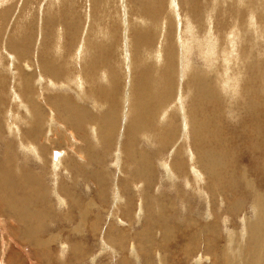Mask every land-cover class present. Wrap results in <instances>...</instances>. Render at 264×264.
I'll list each match as a JSON object with an SVG mask.
<instances>
[{
    "label": "rangeland",
    "instance_id": "rangeland-1",
    "mask_svg": "<svg viewBox=\"0 0 264 264\" xmlns=\"http://www.w3.org/2000/svg\"><path fill=\"white\" fill-rule=\"evenodd\" d=\"M64 1L65 0H6L0 6V69H4L1 72V75L4 76L1 81L5 83L3 84L0 81V86L3 85L2 87L4 88L3 90L0 89V130L2 128L0 131V169L2 170H0V176H5L6 179V197L4 198L7 201L16 199L14 198L16 196L22 197L23 194L28 197L26 200H23L26 204L29 203L28 206L25 205V207H27L25 213L29 216V219L32 218V221H30L33 225L32 228L37 230H35L36 232L33 230L34 235L38 239L42 238L41 240L43 241H41V245L42 243L45 244V240L49 237L47 235H50L47 230L50 226L47 225H51L53 220L61 222L62 220H60V218L63 219L62 222H64L65 230H68L69 233L72 232L70 234H73V239H71V235L69 236L70 239H68L65 234L63 235L65 239L63 237L61 238L63 239L62 241L65 240V242H67V245L70 248V250L64 254V256L67 254L65 257L57 256L58 243L56 242L58 239H54L53 243L51 242L53 240L50 237L51 244L48 239L46 242L47 246L46 244H43V248L42 246L40 248L36 247L44 254L36 252L33 255L26 256L24 251L20 248H16L13 243L15 241L14 239L8 241V234L11 236L13 232L9 220L14 218L15 214V211L10 209L11 203H9V206L4 207V209L0 207V220H2V223L0 224V261H6L9 256H12L14 259L10 264H29L28 261L32 259L35 262L37 261V264H54L55 260L58 261L59 259L60 261L55 264H74V262L75 264H92L91 258L93 259V257L98 256L94 264H264V225L262 224L264 223V215L262 212L263 206L262 204L260 205L261 201H258L255 205V197H253L257 190L260 195L264 196L263 145L262 142L255 141L254 135L251 139L250 135L245 134L248 136V142H245L241 139L239 134L244 126L247 131H251V121L248 119L250 118L249 116L253 117L256 115L255 101L251 95H248L244 91L245 83L247 80L252 82L253 75H256L254 88L257 90V94H260V96L264 98V78L261 80L260 77L258 78V75L264 72V67H262L264 66V0H238L239 3L237 0H146V3L148 4L156 2L158 14H155L153 18L145 20L144 25L138 21V15L140 13V11H138V3H134L132 0H100L99 3H101V5L97 4L98 6L93 5V0ZM240 1H242L241 4ZM211 2L213 4H211ZM223 2L226 3L224 4ZM173 3L175 4L174 6H172ZM192 3H195L198 6V10H200L198 14L201 17L198 16L197 18V16H194L192 13L189 14L190 9L188 7L189 4L192 5ZM122 5H126L124 6L126 8L124 9ZM102 10L105 11L103 12ZM250 11L254 16H252L253 14ZM208 12H210V14ZM208 14L212 18L208 16ZM122 16L124 17L122 18ZM187 18L190 22L188 26L185 25L188 24V21L184 20ZM205 18L210 19V22ZM235 22L237 25H235ZM190 25L194 26V30L192 27H189ZM178 26H180V28ZM234 26L236 28H234ZM184 28L189 29V31L186 33L187 29ZM190 29L194 31V36L196 35L195 37L191 35L193 32H191ZM236 29H238V31ZM73 30L74 32L77 30L74 40L72 37ZM142 30L151 32L147 44H142L139 51H136L133 46L131 47L130 45V48H128V42H126L127 34L129 33L128 40L130 44H132L131 40L133 34L136 31L139 33ZM199 30L200 32H198ZM20 31L21 33L19 36ZM64 32H67L66 35ZM110 33H113L114 35L113 40ZM208 33L209 35L212 33L213 37L215 35L214 38L211 35L210 39L213 38L212 41L213 43L215 42V46L212 42L211 43L213 47H215L216 55L214 51L211 55L207 52L204 53L205 50L197 45V42L200 43L203 42L204 39L206 40V37L209 38ZM228 33L231 36L233 35L232 38ZM29 34H31L32 37L31 35L29 36ZM62 34H64V37L62 38V45H64V48H66L65 44L71 43V40L75 48L79 45L82 48L83 43L87 40V57L85 60L81 61L84 66L80 63L79 65L81 66H78L81 68L77 67L80 69V72H78V69L73 70L74 63L72 62V59H67L66 61L63 59V61L62 58L57 56L58 54H54L53 57H55L54 59L57 58L56 64H61L62 62L60 65L61 67L64 65L63 68L68 70L71 69L72 71H76L74 73H79L81 76L83 75V80L85 83L87 82L85 84V87H87V89L85 88V92L89 89L95 90V88L96 91H100L101 94L99 93V96L90 93L94 100L98 99L97 102L95 100V108L88 103L89 100H86L84 96H80L81 100L78 101L71 89H61L64 83H58V87L56 86L55 88L50 87V91L49 89L45 91L44 88V91H42L41 77H35L38 75V72L42 73L40 69L36 72L33 71L34 74L31 77L33 82L30 84L31 90L28 89L27 95L29 98L30 96L31 98H37L36 96L32 97L33 93L31 92H35V90L37 92H45L43 94L48 97L49 103L45 101L42 102V98L41 100H38L37 98V100L38 103L41 102L42 111L47 118L48 112L51 111L54 106L57 107V105L53 106V104V107L49 106V104L51 105V103H53L51 102V99H53L54 95H62L61 93L64 92L68 93L69 97H72L73 100L75 99L77 103H81L89 109L91 108L90 110H92V113L94 112L95 115L97 114L95 119L98 120L97 117H101L106 111L112 110L109 108L110 104L107 97V100H103L106 90L110 89L107 93L108 97L110 94L113 97L110 96L111 98L109 99L114 98L118 100L117 103L111 102L116 105L115 111H112L115 126L112 123L113 121H110L114 126V133L112 138H110L108 142L106 141L107 144H105V140L103 143L101 138L99 137V139L97 137L100 143L95 145V140L93 141L91 138L92 131H90V128L93 127V125L97 126L98 136H102V132H104V130L101 131L100 125L102 126V124L97 121L95 123L85 121V124L82 125L83 127L77 129L73 122L69 123L62 118H60L61 121L58 124H56L57 121L54 123L52 119H49L50 121L47 119H41L42 123L41 125L39 124V129H35V127H38V125L35 124L34 131H32V133L34 132V141H26V135L24 136L23 134L29 126L25 123L27 120L24 117L25 113H23L25 110H22V108H19L20 110L16 108L17 105L11 100V95H9L11 88L10 85L12 86V83H8L10 82L7 78L9 71L6 70L7 64L10 62L9 56L13 55L18 58V66H21V62L26 65L29 63L33 70L35 69V66H32V64L35 60L31 58L32 52H37L40 48L44 49L45 46L41 43L43 40H45V43L47 42L52 45V50H56L54 47L58 44L56 39ZM27 35L30 37V41L24 42V38ZM225 35H229L228 38H230L224 39V37H226ZM18 36L22 38L21 42L17 41L19 38ZM40 38H42V40H40ZM190 38L193 40H188ZM195 40L196 42H193ZM242 40L243 42H240ZM82 41L83 43L80 44ZM185 41L187 44L190 42V45L188 44L190 46V51L188 50V53H193H190V55L187 53V58L182 61L183 57H181L180 45ZM19 43L21 46L18 45ZM69 44L67 45V48ZM170 44H174V54L176 55L174 58L177 61L175 63L177 66H175L173 72V91H171L170 98L168 97L166 101L160 104V107L164 106L165 109L162 107L161 109L165 111L163 112L161 109H159L160 111L155 110L151 115L145 116V119L136 122L135 117L137 113L134 116L133 112L136 111L137 108L140 110L142 109V104L140 102L141 97H137V93H133L132 88L129 90V83H134V79H136L138 72H141L145 68L146 70L151 71L153 84V79L158 76L156 74H158L164 63L166 50L169 51L166 46H170ZM232 44L233 47H231ZM194 45L202 50H199L198 48L195 49L196 47ZM234 46H236L235 48L237 50L234 49ZM96 47L97 52L98 48H100L101 51H104L105 49V53H107L106 56H108L107 58L105 56L103 58L104 63L99 62V65L98 62L89 59L90 56L95 54ZM239 47H242V49L240 50ZM244 47L246 49H244ZM156 48L160 49L158 58L163 56L160 60L155 57L157 51ZM230 48H233V50L231 51ZM229 51H231V53ZM122 52L125 53V56ZM108 54H112L110 55L111 58ZM226 54L229 55L227 56ZM134 56H137L138 58L141 56L143 59V66L141 69H138V66H135L136 64L133 63ZM179 58L182 60L180 59L179 61ZM130 59L133 67L132 69L130 64H128ZM227 60L229 61L227 62ZM134 61L137 60L134 59ZM63 62H66L67 67ZM67 62L69 65H67ZM93 64L96 65V69ZM85 65H88L89 67ZM107 66L114 69V71L110 70L107 72V76H110L111 73L116 76V86L110 85V82H108L107 79H105V81L99 79L98 81L97 74L99 73L98 76L100 77V74L107 68ZM89 68L91 71H89ZM86 70L89 72L87 71V73ZM93 70H95V72H93ZM82 71L86 74H83L84 72ZM90 72H92L91 75L89 74ZM93 73H96V75H93ZM66 74H68V72L63 70L61 77L55 79V81L62 80L64 82L68 77L65 76ZM195 74L205 80L212 95L218 101L216 102V122H210L206 128H198L193 125L194 118H201L197 113V108L194 104V90L189 82ZM227 74L228 76H226ZM92 75L96 77H93ZM224 76L229 79L228 81H231L227 83V79ZM235 77L238 79L235 80ZM89 79H91V83ZM110 79H112L111 76ZM236 81L238 82L236 83ZM223 82L225 83L222 87ZM88 83L90 84L89 86L87 85ZM93 83L95 84L93 85ZM91 85L97 87H92ZM225 87L226 90L224 89ZM128 90L131 92L129 101L130 105L135 103L132 112L130 109L125 110V96L128 93ZM29 91H31L30 93L32 95L29 94ZM96 94L98 93L96 92ZM95 96L97 98H95ZM180 99L182 101H180ZM104 101L108 102L106 103ZM213 101L215 100L213 99L212 102ZM212 102L211 105L213 104ZM12 106L16 107L12 108ZM149 107L152 106L149 105ZM53 109L55 110V107ZM8 110H10V112H8ZM16 112H19L22 118L18 117V119H15L16 116L14 115ZM131 113L132 115H130ZM162 114L163 116H161ZM55 115L58 118L57 113ZM2 119H4V121ZM7 119L10 121L14 119L12 120L13 124L19 129L17 133L7 134V128V132L4 130ZM148 119H150V121ZM88 120L91 121L90 119ZM216 123L218 124L219 136L222 138V134L227 140L224 139L222 142L218 140V143L216 142L220 162L209 168L207 166L206 156L202 155L198 149L195 148L193 138L196 134L199 136L206 134V136L209 137L210 132L214 130ZM103 125L105 126V124ZM260 125H263V123L261 122ZM107 128L104 129L107 131ZM138 129L140 134L137 132ZM108 131L111 133L110 129ZM86 132H88V135H86ZM134 133L136 137L134 136ZM158 133L160 135H158ZM255 135L257 136V134ZM229 138H231V140H229ZM21 141L26 145L30 144L38 149V155L41 160L40 162H36V159H34L32 155L26 154L22 148H19L21 146L20 144L18 145V143ZM40 142L42 144H40ZM101 143L105 144L103 145L104 149L102 148ZM127 145L131 146L130 153H133L132 155L134 156V159H129L127 156L124 158V155L127 153L126 148L129 147ZM219 148H221V151L225 150V152L220 153L221 151ZM59 156H63L61 158L62 167L59 168L61 171L58 170L59 173L55 177V181H57L55 187L57 186L58 188L59 186L58 193L61 197L64 196V204L62 206L58 204L50 193L51 188L54 187V183L52 184L54 176H51L53 175L52 164L53 160ZM214 161L215 160H213L212 163ZM65 168H68V170H65ZM218 173H220L219 176L217 175ZM222 173L224 175H222ZM22 174H26V177ZM27 176L33 178V181ZM13 177L16 181L18 179L20 181H17L16 183ZM22 178H25V180L28 179L29 182H26L25 180L23 181ZM124 185L127 187V190ZM64 186L69 193V197L71 196V198H74V200L78 202V206H76L78 209H70L74 205L71 204V198L68 196V198L65 197L66 189L63 188ZM119 189H121V192L118 193L125 194L122 195L124 201L121 200L120 206H116L112 199V195H114L116 190ZM128 189L130 192H128ZM123 190L126 192H123ZM12 191L16 196L11 195V197H8L10 196L9 193L12 194ZM145 192L150 199L144 201V205L141 206V201L145 199ZM37 193H40L41 195L45 194V196L41 197L39 194V199ZM132 193L133 197H126L128 194ZM18 197L17 200H19ZM130 197L133 198V201L129 199V201L132 202V206L130 205L132 209H130V207H127L128 209H126L124 206L125 201ZM83 203L85 205L88 204L85 206ZM17 205L21 207L22 204L18 203ZM140 206L142 211L140 217H138L137 212L138 207ZM85 208L86 210L84 211ZM125 209L126 212L124 211ZM43 213L46 214V217H42ZM66 214H71L70 219L67 220V218H63V215ZM82 218H84V220H82ZM81 220L84 222H81ZM14 222H16V220ZM43 222L46 226L43 225ZM2 226L4 227L3 229L5 232L3 231ZM17 226L19 228L21 227L20 224L16 225V227ZM76 226L78 228L73 229ZM39 229H46V232L42 231L43 234ZM51 230L53 231V228ZM74 230L76 231L74 232ZM255 230L257 233L261 231V234H259L260 236L258 235L260 239H258L259 237L257 236L258 238H256V241L260 240L262 248L258 249L259 251L257 250V252L256 249H253L254 251L252 250V252L255 254H253L254 257H252L251 252L249 253V247L255 240ZM41 234L43 235L41 236ZM19 235H22L21 232ZM151 238L152 241L150 244L149 240ZM17 241L20 242L19 239H17L16 242ZM75 243L77 245L74 253L73 246ZM104 245L107 250L102 253V246L104 247ZM131 246L135 250V256L131 254ZM23 247H27L26 251L29 253L33 251L31 242H25ZM112 250L117 254L113 255L111 252ZM55 252H57V254ZM68 255L71 258H68ZM202 255L204 258L201 257ZM52 258H55L54 261ZM57 258L59 259L57 260ZM196 258H199V260ZM65 260H68V262H64Z\"/></svg>",
    "mask_w": 264,
    "mask_h": 264
},
{
    "label": "bare ground",
    "instance_id": "bare-ground-1",
    "mask_svg": "<svg viewBox=\"0 0 264 264\" xmlns=\"http://www.w3.org/2000/svg\"><path fill=\"white\" fill-rule=\"evenodd\" d=\"M6 0H1L0 1V6L5 2ZM57 1V0H56ZM65 1H69V0H65ZM64 1V2H65ZM99 1L100 0H93V5H97V4H100L101 5V3H99ZM132 1H134V3L135 2H137L138 3V8H139V10L138 11H140V13H139V15H138V17H139V19H138V21H140V23L142 24V25H144L145 24V20H147V19H149V18H153L154 16H155V14H158L157 13V7H156V2H151L150 4H148V3H146V0H132ZM173 1V0H172ZM171 1V2H172ZM215 1V0H214ZM217 1V0H216ZM223 1V0H222ZM226 1V0H225ZM230 1V0H229ZM234 1V0H233ZM238 1V0H237ZM55 2V1H54ZM107 2V1H106ZM175 2V1H174ZM189 2V1H188ZM177 3V2H176ZM191 3V2H190ZM224 3V2H223ZM226 3V2H225ZM224 3V4H225ZM238 3H239V1H238ZM242 3V1H240V4ZM259 3V2H258ZM44 4V3H43ZM107 4V3H106ZM211 4H213L212 2H211ZM217 4V3H216ZM104 5H105V2H104ZM175 4L173 3V5L172 6H174ZM186 5V4H185ZM188 5V4H187ZM239 5V4H238ZM98 6V5H97ZM109 6V5H108ZM124 6H126V5H124ZM123 5H122V7H124ZM209 6V5H208ZM213 6V5H212ZM217 6V5H216ZM106 7V6H105ZM171 7V6H170ZM224 7V6H223ZM126 7H124V9H125ZM175 8V7H174ZM177 8H178V6H177ZM190 10H189V14H193L194 16H197V18H198V16H200L198 13L200 12V10H198V6L195 4V3H192V5H190L189 4V7H188ZM124 9H122V10H124ZM99 10V9H98ZM211 10H212V8H211ZM210 10V11H211ZM214 10V9H213ZM47 11V10H46ZM103 11V10H102ZM105 11V10H104ZM103 11V12H104ZM173 11H175V10H173ZM213 12V11H212ZM251 12V11H250ZM262 12V11H261ZM44 13V12H43ZM205 13V12H204ZM209 14H210V12H208ZM252 13V12H251ZM260 13V12H259ZM125 14V13H124ZM123 14V15H124ZM175 14V13H174ZM208 14V16H210ZM253 14V13H252ZM89 15V14H88ZM92 15H93V13H92ZM91 15V16H92ZM107 15H108V13H107ZM126 15V14H125ZM124 15V16H125ZM218 15V14H217ZM124 16H122V18L124 17ZM252 16H254V14L252 15ZM126 17V16H125ZM201 17V16H200ZM204 17H206V16H204ZM211 17V16H210ZM238 17V16H237ZM177 18V17H176ZM182 18H184V17H182ZM212 18V17H211ZM178 19V18H177ZM200 19V18H199ZM206 19V18H205ZM219 19V18H218ZM238 19V18H237ZM236 19V20H237ZM179 20V19H178ZM184 20H187L188 21V24H185L186 26H188L189 25V20H188V18L187 19H184ZM206 20H210V19H206ZM212 20V19H211ZM235 20V21H236ZM176 21V20H175ZM180 21V20H179ZM178 21V22H179ZM200 21V20H199ZM204 21V20H203ZM214 21V20H213ZM229 21H230V19H229ZM186 22V21H185ZM210 22V21H209ZM212 22V21H211ZM219 22V21H218ZM201 23V22H200ZM206 23V22H205ZM204 23V24H205ZM232 23V22H231ZM125 24V23H124ZM181 24V23H180ZM250 24V23H249ZM19 25V24H18ZM179 25V24H178ZM208 25V24H207ZM221 25V24H220ZM224 25V24H223ZM235 25H237L236 24V22H235ZM162 26V25H161ZM164 26V25H163ZM201 26V25H200ZM16 27H18V26H16ZM59 27V26H58ZM126 27V26H125ZM124 27V28H125ZM147 27V26H146ZM179 28H180V26H178ZM185 27V26H184ZM189 27H192V29H193V27L194 26H189ZM189 27H187V28H189ZM212 27V26H211ZM216 27V26H215ZM253 27L255 28V26L253 25ZM67 28H68V26H67ZM163 28V27H162ZM177 28V27H176ZM187 28H184V29H187ZM205 28V27H204ZM204 28H202V29H204ZM208 28H209V26H208ZM234 28H236L235 26H234ZM250 28H252V27H250ZM253 28V29H254ZM72 29V28H71ZM183 29V30H184ZM201 29V28H200ZM210 29V28H209ZM209 29H207V30H209ZM248 29V28H247ZM259 29V28H258ZM257 29V30H258ZM263 29H264V27H263ZM179 30V29H178ZM194 30V29H193ZM206 30V29H205ZM214 30V29H213ZM212 30V31H213ZM232 30V29H231ZM234 30V29H233ZM237 31H238V29H236ZM25 31V30H24ZM40 31V30H39ZM110 31V30H109ZM140 31V30H139ZM164 31V30H163ZM186 31V30H185ZM189 31V29H187V31H186V33ZM190 31L191 32H193V34H191L193 37H195L194 36V31H192L191 29H190ZM197 31V30H196ZM230 31V30H229ZM254 31V30H253ZM27 32V31H26ZM41 32V31H40ZM58 32V31H57ZM62 32H63V30H62ZM126 32V31H125ZM178 33H180L179 31H177ZM198 32H200V30L198 31ZM209 32V31H208ZM250 32V31H249ZM255 32H256V30H255ZM20 33H21V31L19 32V36H20ZM29 33V32H28ZM65 33V32H64ZM67 33V32H66ZM66 33H65V35H66ZM69 33V32H68ZM138 31H136L134 34H133V36H132V44H130V42H129V40H128V37H129V33L127 34V36H126V42H128V44H127V47L128 48H130V46L132 47L133 46V48L136 50V51H139L141 48V45L142 44H147V41L149 40V37H150V33L151 32H146L145 30H142L141 32H139L138 34ZM182 33V32H181ZM184 33V32H183ZM197 33V32H196ZM203 33H204V31H203ZM207 33V32H206ZM210 33V32H209ZM209 33H208V35H209ZM239 33V32H238ZM257 33V32H256ZM24 34V33H23ZM49 34H50V32H49ZM61 34V33H60ZM72 34H73V40H74V38H75V36H76V34H77V30L74 32V30L72 31ZM111 35V38H112V40L114 39L113 37H114V35H113V33H110ZM162 34V33H161ZM190 34V33H189ZM205 34V33H204ZM225 34V33H224ZM229 34V33H228ZM233 34V33H232ZM259 34V33H258ZM31 34H29V36H30ZM40 35V34H39ZM45 35V34H44ZM43 35V36H44ZM51 35V34H50ZM64 34H62L61 36L59 35L58 36V38L56 39L57 40V45L56 46H54L55 47V49L56 50H52L53 49V47H51L52 45L51 44H48L47 42L45 43V40H43V41H41V43H42V45L44 44V49H41L40 47V49L39 50H37V52H32V54H31V58L32 59H34L35 61L33 62V60H32V62H33V64H32V66H35V69H31V66H30V64L29 63H27L28 65H26L25 63L23 64V62H21V66H18V58H16L15 56H13V55H10L9 56V60H10V62H11V64H10V62H8V64H7V67H6V70H8L9 71V73H8V75H7V73H6V75H7V78H8V80L10 81V82H8V83H12V86L10 85V91H9V95H11V100H13V102L17 105V107L16 108H22V110L24 109L25 110V112H23V113H25V119H27L26 121H25V123H27V125L29 126H27L28 127V129L27 130H25L24 131V136L27 138L26 139V141H34L33 140V138H34V136H33V133H32V131H34L33 129H34V125L36 124V125H38V127H35V129H39V124L41 125V119H47L48 121H50L49 119H52L53 120V122L55 123L56 121V124H58L61 120H60V118H62V119H64V120H66L67 122H73V124L75 125V127L77 128V129H81L83 126L82 125H84L85 124V121L86 122H90V123H95L96 121L97 122H99L100 124H102V126L100 125V127H101V131L102 130H104V132H102L101 134H102V136H98V134H97V126L95 125H93V127H91L90 128V131H92V133H91V138L93 139V141H94V143H95V145H97V143L99 144L100 143V141L98 140V138L100 137L101 138V140H102V142L105 140V144H107L106 143V141L108 142L109 140H110V138H112V136H113V131H114V126H115V123H114V115L112 116V114H113V112L112 111H115V107H116V105L115 104H112V103H117V100L118 99H109V98H111L110 96H112L110 93V96L108 97V90H110V89H108V90H106V93H105V96H104V99L103 100H107L108 99V101H109V104H110V106H109V108L110 109H112V110H108V111H106L105 112V114H102L101 115V117H97L98 118V120L97 119H95L96 118V115L94 114V112L92 113V110H90L88 107H85V105L83 106L81 103L79 104V103H77L76 101H75V99L73 100L72 99V97H69V95H68V93H61L62 95H58V94H56V95H54V97H53V99H51V102H53V103H51V105L49 104V106H52V104H53V106L54 105H57V107L56 106H54L55 107V110L56 111H58V112H56L53 108H52V110L51 111H49L48 112V115H47V118H46V115L44 114V112L42 111V106H41V102H39L38 103V100L40 99L41 100V98H42V102H48L49 103V99H48V97L47 96H45V94H43V93H45V92H37L36 90H35V92H31V91H29V94H31V93H33V95H32V97L33 96H36L37 98H38V100H37V98H31V96H30V98L28 97V95H27V91H28V89H30L31 88V86H30V84L33 82V80H32V76H33V74H34V72L33 71H38L39 69L41 70V72L42 73H39L38 72V75H36L35 77H41V80H42V91H44L43 90V88L45 89V91L46 90H48L50 87H58V83H64L63 84V86L61 87V89H64V88H69V89H71L72 90V92H73V94L75 95V97L78 99V101H80L81 100V97L80 96H84L85 98H86V100L88 99L89 100V102L88 103H90L93 107L95 106V100L91 97V95H90V93H92V94H94V95H98L99 96V93H100V91H96V88H95V90L94 89H89L87 92H85V88L87 89V87H85V84L87 83H85V81L83 80V78H82V76H81V74H79V73H74V72H76V71H72L71 69H66V68H63L64 67V65H63V67H61L60 65L62 64V62H61V64H56V62H57V58L56 59H54L55 57H53L54 56V54H58L57 56H59V58H62V60L64 59L65 61L67 60V59H72V62L74 63L73 65H74V69L73 70H77L78 69V72H80L79 70V68H81V67H79V66H81V65H79L80 63H81V61L82 60H85L86 59V54L88 53H86V51L88 50V46H86L87 45V40H85V42L83 43V41H84V39H83V41L80 43V44H82L83 43V46H82V48H81V46L79 45L77 48H75V46L73 45V43H72V40H71V43L69 44V43H67V44H65V47L66 48H64V45H62L63 44V36ZM123 35V34H122ZM184 35V34H183ZM199 35V34H198ZM211 35H212V33H211ZM211 35H209V38H207L206 37V40L204 41L203 40V42H200V43H198L197 42V45H199L200 47H202V49L203 50H205L204 51V53L205 52H207V53H209L210 55L212 54V52L214 51V53H215V47H213V45H214V43H213V41H212V39L215 37V35H214V37H213V35H212V39H210L211 38ZM226 35H227V33H226ZM225 35V36H226ZM230 35V34H229ZM228 35V36H229ZM236 35H237V33H236ZM18 36V37H19ZM108 36V35H107ZM125 36V35H124ZM179 36V35H178ZM181 36V35H180ZM187 36V35H186ZM189 36V35H188ZM222 36H224V35H222ZM228 36H226V37H224V39L225 38H228ZM231 36V35H230ZM233 36V35H232ZM232 36H231V38H232ZM235 36V35H234ZM24 37V36H23ZM31 37H32V35H31ZM42 37V36H41ZM105 37H106V35H105ZM109 37V36H108ZM199 37H200V35H199ZM205 37V36H204ZM203 37V38H204ZM220 37H221V34H220ZM236 37V36H235ZM261 37V36H260ZM179 38V37H178ZM217 38V37H216ZM230 38V37H229ZM228 38V39H229ZM257 38V37H256ZM22 38L21 37H19L18 39H17V41L19 42H21L22 40H21ZM124 39V38H123ZM184 39V38H183ZM197 39V38H196ZM200 39V38H199ZM198 39V40H199ZM40 40H42V38H40ZM181 40V39H180ZM186 40V39H185ZM188 40H191V38L190 39H188ZM193 40V39H192ZM191 40V41H192ZM201 40V39H200ZM223 40V39H222ZM234 40V39H233ZM263 40V39H262ZM16 41V42H17ZM30 41V37H28V35L24 38V42H29ZM65 41V40H64ZM97 41V40H96ZM124 41V40H123ZM159 41H161V40H159ZM178 41H179V39H178ZM215 41V40H214ZM232 41V40H231ZM230 41V42H231ZM251 41V40H250ZM68 42V41H67ZM70 42V41H69ZM79 42H80V40H79ZM181 42V41H180ZM193 42H196V40L195 41H193ZM213 43V45H212V43ZM227 42V41H226ZM233 42H235V41H233ZM232 42V43H233ZM240 42H243V40L242 41H240ZM255 42V41H254ZM190 42H188V44H189ZM225 43V42H224ZM69 44V46H68V48H67V45ZM110 44H112V43H110ZM159 44V43H158ZM180 44V43H179ZM187 43H186V41L185 42H182L181 43V45H180V50H181V57H183V60L181 59V58H179L178 60L180 61V59L182 60V61H184L186 58H187V53H188V50L190 49V44L188 45ZM217 44V43H216ZM222 44V43H221ZM231 44V43H230ZM230 44H229V46H230ZM234 44V43H233ZM233 44H232V46L231 47H233ZM242 44V43H241ZM18 45H20L21 46V44L19 43ZM62 45V46H61ZM123 45V44H122ZM130 45V46H129ZM226 45V44H225ZM239 45V44H238ZM238 45H237V47H238ZM242 45H244V44H242ZM247 45V44H246ZM251 45V44H250ZM40 46V45H39ZM108 46V45H107ZM106 46V47H107ZM125 46V45H124ZM175 46H176V44H175ZM192 46V45H191ZM195 46V45H194ZM215 46V45H214ZM228 46V45H227ZM36 47V46H35ZM126 47V46H125ZM167 47V49H169V51H167L166 50V54H165V60H164V63H163V65H162V67H161V69L159 70V72H158V74H156V75H158L156 78H154L153 79V84H152V77H151V71H149V70H146L145 68L141 71V72H138V74L136 75V79H134V83H129V86H130V89L129 90H131V88L133 89V93H137V97L138 96H140L141 97V104H142V109L140 110L139 108H137L136 109V111H134L133 112V115L135 116V114L137 113V115H136V117H135V120H136V122L139 120V121H141L142 119H145L144 117L145 116H149V115H151V113H153L155 110H159V109H161V107H160V104L162 103V102H164V101H166V99L171 95V91H173V85H172V81H173V72H174V70H175V66H177V65H175V63L177 62L176 61V59L174 58V56H176L175 54H174V44L172 45V44H170V46H166ZM193 47V46H192ZM196 47V46H195ZM226 47V46H225ZM225 47H223V48H225ZM236 46H234V49L235 50H237L236 48H235ZM86 48H87V50H86ZM110 48V47H109ZM114 48V47H113ZM199 49V47H196L195 49ZM240 48V47H239ZM238 48V49H239ZM157 49V51H156V53H155V57H156V59L158 58V56H159V50L160 49H158V48H156ZM193 49V48H192ZM191 49V50H192ZM202 49H199V50H202ZM227 49H228V47H227ZM231 49V48H230ZM242 49V47L240 48V50ZM244 49H246L245 47H244ZM34 50V49H33ZM36 50V49H35ZM52 50V51H51ZM124 50V49H123ZM122 50V51H123ZM129 50V49H128ZM220 50V49H219ZM233 50V48L231 49V51ZM239 50V51H240ZM51 51V52H50ZM54 51V52H53ZM55 51H56V53H55ZM190 51V50H189ZM198 51V50H197ZM225 51V50H224ZM231 51H229L230 53H231ZM52 52H53V54H52ZM92 52V51H91ZM111 52L113 53V51L111 50ZM228 52V51H227ZM235 52V51H234ZM247 52V51H246ZM24 53V52H23ZM123 53V55L125 54L124 52H122ZM190 53H193V52H190ZM190 53H188L189 55H190ZM194 53H197V52H194ZM206 53V54H207ZM214 53H213V55H214ZM222 53H223V51H222ZM240 53V52H239ZM242 53V52H241ZM52 54V55H51ZM91 54V53H90ZM106 54L107 53H105V49H104V51H101V49L100 48H98V52H97V47H96V52H95V54H93L92 56H90L89 57V59L91 60V59H93V61H96V62H98V65H99V62H103L104 63V61H103V58L106 56ZM128 54H130V53H128ZM164 54V53H163ZM199 54V53H198ZM197 54V55H198ZM236 54V53H235ZM252 54V53H251ZM109 55V57H110V55H112V54H108ZM127 55V54H126ZM177 55H178V53H177ZM215 55H216V53H215ZM214 55V56H215ZM225 55V54H224ZM227 56L229 55V54H226ZM230 55H232V54H230ZM125 56V55H124ZM124 56H123V58H124ZM128 56V55H127ZM200 56V55H199ZM248 56V55H247ZM108 56H106V58H107ZM204 57V56H203ZM206 57V56H205ZM208 57V56H207ZM111 58V57H110ZM163 58V56H161V58L159 57L158 59L160 60V59H162ZM191 58V57H190ZM229 58H230V56H229ZM237 58V57H236ZM134 59H136L137 61H134ZM205 59V58H204ZM207 59V58H206ZM223 59H225V58H223ZM60 60V59H59ZM63 60V61H64ZM69 60V61H70ZM89 60V61H90ZM98 60V61H97ZM108 60V59H107ZM110 60V59H109ZM142 58H141V56H140V58H138L137 56H134V58H133V63H135L136 65L135 66H138V69H141V67L143 66V62H142ZM158 60V61H159ZM209 60H210V58H209ZM30 61V60H29ZM88 61V62H89ZM212 61H213V58H212ZM225 61V60H224ZM223 61V62H224ZM229 60H227V62H228ZM238 61V60H237ZM244 61V60H243ZM31 62V61H30ZM71 62V61H70ZM69 62V63H70ZM118 62V61H117ZM160 62V61H159ZM187 62V61H186ZM203 62V61H202ZM205 62V61H204ZM227 62H226V65H227ZM64 64H65V66H66V62H63ZM183 63V62H182ZM185 63V62H184ZM211 63V62H210ZM0 64H1V60H0ZM82 64V66H84V64L83 63H81ZM87 64H89V63H87ZM128 64H130V66H131V69L133 68L132 67V62H131V59H130V61H129V63ZM160 64V63H159ZM23 65V66H22ZM67 65H69L68 64V62H67ZM79 65V66H78ZM94 65V64H93ZM98 65H97V67H98ZM101 65V64H100ZM192 65V64H191ZM202 65H205V64H202ZM236 65V64H235ZM239 65V64H238ZM263 65V64H262ZM85 66H88V65H85ZM95 66L96 65H94V68H95ZM119 66V65H118ZM134 66V65H133ZM160 66V65H159ZM184 66H186V65H184ZM188 66H189V64H188ZM187 66V67H188ZM207 66H209V65H207ZM237 66V65H236ZM245 66V65H244ZM260 66V65H259ZM2 67V66H1ZM67 67V66H66ZM77 67H79V68H77ZM89 67V66H88ZM128 67V66H127ZM150 67H152V66H150ZM226 67V66H225ZM228 67V66H227ZM262 67H264V66H262ZM69 68V67H68ZM83 68V67H82ZM85 68V67H84ZM94 68H92V69H94ZM102 68V67H101ZM137 68V67H136ZM180 68V67H179ZM183 68V67H182ZM185 68V67H184ZM189 68V67H188ZM37 69V70H36ZM90 69V68H89ZM96 69V68H95ZM104 69V68H103ZM157 69V68H156ZM227 69V68H226ZM264 69V68H263ZM2 70H4V69H0V81H1V79L2 78H4V76L3 75H1V72H2ZM63 70H65V72L67 71L68 72V74H66L65 76H68V77H70V78H68L67 77V79L66 80H64V82L62 81V80H59V81H55V79H59L60 77H61V75L63 74ZM110 70H112V71H114V69L113 68H111L110 66L108 67L107 66V68L106 69H104L103 70V72L100 74L101 76L99 77L98 75H99V73L97 74V77H98V81H99V79L100 80H103V81H105V79H107L108 80V82H110V85H117L116 83V76H114V74L113 73H111L110 74V76L112 77V79H110V76L108 75L107 76V72H109ZM183 70H185V69H183ZM208 70V69H207ZM228 70V69H227ZM249 70V69H248ZM85 71V70H84ZM84 71H82V72H84ZM88 70H86V72H87ZM89 71H91V69L89 70ZM88 71V72H89ZM186 71V70H185ZM185 71H183V72H185ZM252 71V70H251ZM254 71V70H253ZM4 72V71H3ZM87 72V73H88ZM93 72H95V70H93ZM157 72V71H156ZM181 72V71H180ZM226 72V71H225ZM230 72V71H229ZM59 73H61V74H59ZM72 73V74H71ZM91 73L92 72H90L89 74L91 75ZM182 73V72H181ZM180 73V74H181ZM251 73V72H250ZM4 74V73H3ZM37 74V73H36ZM83 74H86L85 72L83 73ZM96 75V73H93V75ZM109 74V73H108ZM183 74V73H182ZM263 74V75H262ZM262 74L260 73V75H258V78L260 77V80L261 79H263L264 78V72H262ZM74 75V76H73ZM92 75V76H93ZM127 75V74H126ZM235 75V74H234ZM73 76V77H72ZM84 76H87V75H84ZM226 76H228V74L226 75ZM238 76H240V75H238ZM93 77H96V76H93ZM225 77V76H224ZM90 78V77H89ZM226 79H227V83L228 82H230V81H228L229 79L227 78V77H225ZM231 78V77H230ZM252 78H253V81L252 82H249V80H247V82L245 83V88H244V91H245V93H247L248 95H251L252 96V98L254 99V101H255V106H256V115L255 116H249L250 118L248 119V120H250L251 121V123H250V127H251V131H247L246 130V127L244 126V127H242V131L241 132H239V134H240V136H241V139L243 140V141H245V142H248V136H246L245 134H247V135H250L251 136V139L253 138V135H254V139H255V141L256 142H262V145H263V148H262V155L264 156V98L263 97H261L260 96V94H257V90H255V88H254V80L256 79V75H253L252 76ZM40 79V78H39ZM63 79V78H62ZM85 79V78H84ZM92 79V78H91ZM91 79H89L90 80V83H91ZM225 79V80H226ZM234 79V78H233ZM238 78L237 77H235V80H237ZM242 79V78H241ZM34 80H35V78H34ZM86 80V79H85ZM87 80H88V77H87ZM94 80V79H93ZM93 80H92V82H93ZM106 80V81H107ZM180 80V79H179ZM235 80H233V81H235ZM37 81V80H36ZM62 81V82H61ZM183 81V80H182ZM2 82V81H1ZM89 82V81H88ZM95 82H96V78H95ZM191 84V87L193 88V90H194V104L196 105V108H197V113L201 116V118H194L193 119V125H195L196 127H198V128H206L208 125H209V123L210 122H213V123H215L216 122V118H217V109H216V102H218L217 100H216V98L212 95V92H211V90H210V88L208 87V85L206 84V82H205V80L203 79V78H200L199 77V75L197 76V74H195L194 76H192V78L190 79V81H189ZM238 81H236V83H237ZM3 83V82H2ZM104 83V82H103ZM107 83V82H106ZM125 83V82H124ZM225 82H223L222 83V87H223V84H224ZM3 84H5V83H3ZM36 84V83H35ZM40 84V83H39ZM95 83H93V85H94ZM183 84V83H182ZM88 86L90 85L89 83L87 84ZM228 85V84H227ZM3 86V85H2ZM2 86H0V89L1 90H3L4 88L2 87ZM33 86V85H32ZM47 86H48V88H47ZM61 86V85H60ZM92 86V85H91ZM91 86H90V88H91ZM100 86V85H99ZM236 86V85H235ZM234 86V87H235ZM38 87V86H37ZM92 87H97V86H92ZM103 88V87H102ZM115 88H117V87H115ZM242 88V87H241ZM101 89V88H100ZM99 89V90H100ZM114 89V88H113ZM225 90H226V87L224 88ZM223 89V90H224ZM9 90V89H8ZM31 90V89H30ZM70 90V91H71ZM104 90V89H103ZM129 90H128V93L126 94V96H125V103H126V105H125V110H127V109H130L131 110V112L133 111V109H134V105H135V103H133L132 105H130V103H129V101H130V94H131V92H129ZM234 90V89H233ZM232 90V91H233ZM243 90V89H242ZM49 91H50V89H49ZM48 91V92H49ZM54 91V90H53ZM115 91V90H114ZM178 91H179V89H178ZM243 91V92H244ZM31 92V93H30ZM56 92V91H55ZM63 92V91H62ZM96 92L98 93V94H96ZM182 92V91H181ZM225 92V91H224ZM236 92V91H235ZM47 93V92H46ZM113 93V92H112ZM233 93V92H232ZM237 93V92H236ZM244 93V94H245ZM101 94V93H100ZM179 94V93H178ZM226 94V93H225ZM234 94V93H233ZM240 94H243V93H240ZM236 95V94H235ZM103 96V95H102ZM106 97H107V99H106ZM113 97V96H112ZM117 97V96H116ZM115 97V98H116ZM95 98H97L96 96H95ZM170 98V97H169ZM172 98V97H171ZM35 99V100H34ZM84 99V98H83ZM82 99V100H83ZM183 99V98H182ZM215 100V101H213L212 102V100ZM98 100V99H97ZM97 100H96V102H97ZM116 100V101H115ZM172 100V99H171ZM108 101H104V102H108ZM168 101V100H167ZM180 101H182L181 99H180ZM99 102H100V100H99ZM103 102V101H102ZM112 102V103H111ZM211 102L213 103L212 105H211ZM86 103V102H85ZM87 103V104H88ZM248 103H250V102H248ZM13 104V103H12ZM167 104V103H166ZM1 105V104H0ZM89 105V104H88ZM102 105V104H101ZM103 105H105L104 103H103ZM102 105V106H103ZM149 105H151L152 107H149ZM48 106V105H47ZM96 106H97V104H96ZM138 106H139V104H138ZM166 106V105H165ZM2 107V106H1ZM14 106H12V108H13ZM14 107V108H15ZM105 107L107 108V106L105 105ZM105 107H103V108H105ZM140 107V106H139ZM49 108V107H48ZM95 108V107H94ZM102 108V109H103ZM162 108H164V106L162 107ZM169 108V107H168ZM9 109V108H8ZM18 109H15V110H18ZM165 109V108H164ZM242 109H243V107H242ZM20 110V109H19ZM31 110V111H30ZM50 110V109H49ZM94 110V109H93ZM107 110V109H106ZM124 110V111H125ZM162 110V109H161ZM104 111V110H103ZM129 111V110H128ZM160 111V110H159ZM163 111V110H162ZM165 111V110H164ZM163 111V112H164ZM168 111V110H167ZM7 112V111H6ZM8 112H10V110H8ZM7 112V113H8ZM127 112V111H126ZM125 112V113H126ZM57 113V115H58V118L56 117V114ZM158 113V112H157ZM156 113V114H157ZM245 113V112H244ZM92 114H94V115H92ZM159 114V113H158ZM246 114V113H245ZM6 115V114H5ZM8 115H10V114H8ZM14 115V114H13ZM130 115H132V113L130 114ZM155 115V114H154ZM14 116H16L15 117V119H18V117H20V118H22L21 116H20V114H19V112H16V114L14 115ZM126 116H127V114H126ZM158 116V115H157ZM156 116V117H157ZM161 116H163V114L161 115ZM129 117V116H128ZM151 117H153V116H151ZM5 118H7V117H5ZM24 119V118H23ZM88 119H90L91 121H89ZM151 119V118H150ZM150 119H148L149 121H150ZM161 119V118H160ZM186 119V118H185ZM3 121H4V119H2ZM12 120H14V119H12ZM10 121V120H6V126H5V128H4V130L6 131V128H7V134H9V133H11V134H14L15 132L17 133L18 131H19V129H18V127L17 126H15L14 124H13V121ZM240 120V119H239ZM243 120V119H242ZM47 121V122H48ZM110 121H113L112 123H113V125L110 123ZM160 122H161V120H160ZM263 123V125H260V123ZM24 123V122H23ZM22 123V124H23ZM49 123V122H48ZM64 123V122H63ZM188 123V122H187ZM103 124H105V126L103 125ZM159 124V123H158ZM220 124V123H219ZM53 125V124H52ZM137 125V124H136ZM187 125V124H186ZM218 124L216 123L215 124V128H214V130L213 131H211L210 132V136L208 137V136H206V134H204V135H201V136H199L198 134H196L195 136H194V138H193V144H194V146H195V148L196 149H198V151L202 154V155H204V156H206V158H207V166L210 168V167H212V166H214V165H216V164H219V158H218V153H217V144H216V142L218 143V140H220L221 142L222 141H224V139L226 138H224L223 137V135L221 134V136H222V138L219 136V130H218V126H217ZM3 126V127H4ZM109 127V128H107V127ZM133 126V125H132ZM146 126V125H145ZM173 126H175V125H173ZM41 127V126H40ZM64 127V126H63ZM95 127V128H94ZM57 128V127H56ZM88 128H89V125H88ZM104 128H107V131L104 129ZM134 128V127H133ZM136 128H137V126H136ZM111 130V133H109V131L108 130ZM172 129V128H171ZM1 130H2V128H1ZM0 130V131H1ZM67 130V129H66ZM120 130V129H119ZM134 130V129H133ZM164 130V129H163ZM99 131V130H98ZM101 131H99V132H101ZM132 131V130H131ZM136 131V130H135ZM224 131V130H223ZM57 132V131H56ZM134 132V131H133ZM138 134H140L139 133V129H138ZM3 133V132H2ZM87 134L86 135H88V132H86ZM120 133V132H119ZM136 133V132H135ZM135 133H134V136L136 137V135H135ZM42 134V133H41ZM100 134V135H101ZM137 134V133H136ZM142 134V133H141ZM169 134H171V133H169ZM255 134H257V136L255 135ZM38 135V134H37ZM36 135V136H37ZM40 135V134H39ZM44 135H46V134H44ZM119 135V134H118ZM131 135V134H130ZM145 135V134H144ZM158 135H160L159 133H158ZM157 135V136H158ZM167 135V134H166ZM15 136V135H14ZM55 136V135H54ZM71 136V135H70ZM50 137V136H49ZM87 137V136H86ZM98 137V138H97ZM133 137V136H132ZM42 138V137H41ZM70 138V137H69ZM99 138V139H100ZM147 138H148V136H147ZM228 138V137H227ZM134 139V138H133ZM149 139V138H148ZM20 140V139H19ZM25 140V139H24ZM225 140H227V139H225ZM229 140H231V138H229ZM18 141V140H17ZM41 141V140H40ZM120 142V141H119ZM18 143V142H17ZM27 143H29V142H27ZM104 143V142H103ZM20 144V146L21 147H19V148H22L23 149V151H25V153L26 154H30V155H32V157L34 158V159H36V162H40L41 160H40V157H39V155H38V149L35 147V146H32V145H26V144H24V142H20V143H18V145ZM40 144H42L41 142H40ZM105 144H102L101 143V146H102V148L104 149V147H103V145H105ZM109 144V143H108ZM122 144V143H121ZM120 144V145H121ZM128 144V143H127ZM222 144V143H221ZM221 144H220V146H221ZM39 145V144H38ZM127 146H129V145H127ZM219 146V145H218ZM226 146V145H225ZM224 146V147H225ZM134 147V146H133ZM205 147H206V149H205ZM222 147V146H221ZM121 148V147H120ZM130 148H131V146H129L128 148H126L127 149V153H126V155H124V158H126L125 156H127L129 159H134V156L132 155L133 153H130ZM41 149V148H40ZM220 149V151H221V148H219ZM226 149V148H225ZM228 150V149H227ZM227 150H226V152H227ZM52 151V150H51ZM103 151H105V150H103ZM132 151V150H131ZM219 151V152H220ZM61 152V151H60ZM107 152V151H106ZM105 152V153H106ZM225 152V150H223V151H221L220 153H224ZM50 153V152H49ZM78 153V152H77ZM60 154H62V153H60ZM107 155V154H106ZM63 156H59V157H57V158H55L54 160H53V164H52V166H53V175H51L52 177L54 176V178L52 179L53 180V182H52V184L54 185V187H52L51 188V194H52V196L54 197V199L58 202V204L59 205H63L64 204V196L63 197H61L60 195H59V186H58V188H57V186L55 187V183L57 182V181H55V177L58 175V173H59V171H61V170H59V168L60 167H62V162H61V158H62ZM52 159V158H51ZM65 159V158H64ZM118 159H119V157H118ZM213 160H215L213 163H212V161ZM127 161V160H126ZM3 162V161H2ZM64 162H65V160H64ZM118 162H119V160H118ZM146 162V161H145ZM37 165V164H36ZM167 166V165H166ZM69 167V166H68ZM63 169V168H62ZM1 170V169H0ZM43 170V169H42ZM59 170V171H58ZM65 170H68V168H65ZM2 171V170H1ZM25 171V170H24ZM55 171V172H54ZM57 171V172H56ZM5 172V171H4ZM7 172V171H6ZM2 173V172H1ZM65 173H67V172H65ZM149 174V173H148ZM169 174H171V173H169ZM22 175H24V174H22ZM30 175V174H29ZM66 175V174H65ZM218 176L220 175V173H218L217 174ZM222 175H224L223 173H222ZM221 175V176H222ZM25 177H26V174L24 175ZM28 178L30 177V176H27ZM217 177V176H216ZM14 178V177H13ZM59 178V177H58ZM200 178V177H199ZM9 179H11V178H9ZM30 179H32V181H33V178H31L30 177ZM8 180V179H7ZM12 180V179H11ZM14 180H15V178H14ZM22 180L24 181L25 180V178H22ZM36 180H37V178H36ZM51 180V181H52ZM18 182L20 181L19 179L17 180ZM17 181L15 180V182L17 183ZM26 182L28 181L29 182V180L28 179H26L25 180ZM58 181H59V179H58ZM35 182V181H34ZM25 183V182H24ZM43 183V182H42ZM6 179H5V176H0V203H1V205H0V207L2 208V209H4V207H8L9 206V203H11V206H10V209L12 210V211H15V214H14V218H12V219H10L9 221H10V223H11V228H12V234H11V236H9V234H8V241H10V240H12V239H14L15 241L13 242L14 244H15V246H16V248H20L22 251H24V254L27 256H30V255H33V254H35L36 252H40L41 254H44L43 252H41V251H39V249L38 248H40L44 243H42V245H41V241H43V240H41L40 238L38 239L37 237H35V235H34V231L36 230H34V228H32L33 227V225L31 224V222L30 221H32L31 219H29V216H27L26 215V213H25V210L27 209V207H25V205H29V203H25V201H23V200H26L28 197H26V196H24V194L22 195V197H18V196H16V195H14L13 194V191H12V194H10L9 193V195L10 196H8V197H11V195H13V196H16V197H14V198H16V199H11L10 200V198H9V200L10 201H7L4 197H6L5 196V194H6ZM29 184V183H28ZM32 184H33V182H32ZM25 185V184H24ZM37 185V184H36ZM125 185H126V183H125ZM125 185H124V187H125ZM12 186V185H11ZM129 186H131V185H129ZM9 188V187H8ZM11 188V187H10ZM27 188V187H26ZM64 189H66L65 188V186L63 187ZM127 187H125V189H126ZM41 189V188H40ZM122 189V188H121ZM121 189H119V190H116V193L114 194V195H112L113 197H112V199L114 200V203H115V205L117 206H120V202H121V200H123L124 201V199H123V196L122 195H125V194H121V193H118V192H121ZM124 189V188H123ZM88 190V189H87ZM127 190V189H126ZM129 190V189H128ZM11 191V190H10ZM39 191H41V190H39ZM43 191V190H42ZM258 191V190H257ZM257 191H255V196H253V197H255L254 198V204L256 205L257 204V202L259 201H261L260 202V205L262 204V206H263V210H262V212H263V215H264V196L263 195H260ZM23 192V191H22ZM123 192H126L125 190H123ZM128 192H130V190L128 191ZM171 192V191H170ZM173 192V191H172ZM260 192V191H259ZM66 196L65 197H69V193L67 192V189H66ZM134 193V192H133ZM133 193L132 194H128L126 197H129V196H131V197H133L132 195H133ZM38 194V193H37ZM40 194V193H39ZM38 194V195H39ZM113 194V193H112ZM41 195V194H40ZM40 195H39V199H40ZM65 195V194H64ZM145 199L144 200H140L141 202H142V204H141V206L142 205H144V201H147V199H150V197H148L147 196V193L145 192ZM201 195V194H200ZM207 195V194H206ZM13 196H12V198H13ZM43 196H45V194L44 195H41V197H43ZM150 196V195H149ZM7 197V198H8ZM17 197L19 198V200H17ZM67 197V198H68ZM128 198V200H126L125 201V204H124V206L126 207V209H128L129 207H130V209H132V202H130L129 201V199L130 200H132L133 198ZM151 197H152V195H151ZM201 197V196H200ZM69 198H71V196L69 197ZM31 199V198H30ZM72 202H71V204L72 205H74L75 206V208H74V206H72L70 209H78V208H76V206H78V202L76 201V200H74V198H71L70 199ZM28 201H30L29 199H28ZM27 201V202H28ZM133 201V200H132ZM150 201V200H149ZM35 202V201H34ZM18 203H21L22 205H21V207H19L17 204ZM30 203H31V201H30ZM69 203V202H68ZM111 203L113 204V202L111 201ZM70 204V205H71ZM84 204V203H83ZM88 204V203H87ZM87 204L85 205V206H87ZM109 204V203H108ZM30 205H32V204H30ZM67 205V204H66ZM131 205V206H130ZM201 205H203V204H201ZM141 206L140 207H138V212H137V215H138V217H140V215H141ZM88 207H89V205H88ZM88 207H86V208H88ZM113 207H114V205H113ZM128 207V208H127ZM135 207H136V204H135ZM256 207H258V206H256ZM82 208V207H81ZM86 208L84 209V211L86 210ZM117 208V207H116ZM21 209V210H20ZM83 209V208H82ZM126 209L124 210L125 212H126ZM241 210V209H240ZM32 211V210H31ZM37 211V210H36ZM36 211H35V213H36ZM69 211V210H68ZM79 211H81V210H79ZM88 211V210H87ZM32 212H34V211H32ZM54 212V211H53ZM81 212H83V211H81ZM80 212V213H81ZM38 213V212H37ZM75 213V212H74ZM123 213V212H122ZM42 214V213H41ZM72 214V213H71ZM70 214V215H71ZM110 214H112V213H110ZM36 215V214H35ZM39 215V214H38ZM70 215H63L64 217V219H66L67 218V220L68 219H70ZM86 215V214H85ZM88 215H89V213H88ZM33 216V215H32ZM31 216V217H32ZM43 216H45L46 217V214H44L43 213V215H42V217ZM73 216V215H72ZM82 216H83V213H82ZM127 216V215H126ZM35 217V216H34ZM41 217V216H40ZM44 217V218H45ZM74 217V216H73ZM85 217V216H84ZM35 218H37V217H35ZM44 218H42V219H44ZM95 218V217H94ZM226 218V217H225ZM41 219V220H42ZM75 219V218H74ZM262 219V218H261ZM16 220V222H14ZM60 220H62L63 221V219L62 218H60ZM82 220H84V218H82ZM81 220V222H84V221H82ZM140 220V219H139ZM244 220V219H243ZM259 220V219H258ZM8 221V220H7ZM8 221V222H9ZM45 221V220H44ZM50 221V220H49ZM59 222L58 220L57 221H52L53 223L51 224V225H47V226H50V228L48 227V234H50V235H47V236H49L53 241H51V242H53L54 243V239H58L57 240V242L56 243H58V248H57V250H58V257H63L64 256V254L66 253V252H68L69 250H70V248L68 247V245H67V242H65V240L64 241H62L63 239H61L62 237H63V235L65 234L66 235V237L68 238V239H70L69 238V236L71 235L70 233H72V232H68V230H65V227H64V222ZM131 221V220H130ZM262 221H263V219H262ZM18 222V223H17ZM66 222V221H65ZM264 222V221H263ZM2 223V220H0V224ZM37 223V222H36ZM44 223V222H43ZM42 223V224H43ZM140 223V222H139ZM257 223H259V222H257ZM262 223V222H261ZM18 224H20V228L17 226L16 227V225H18ZM35 224V223H34ZM101 224V223H100ZM263 225H264V223H262ZM43 225H45V223L43 224ZM78 225V224H77ZM128 225V224H127ZM255 225V224H254ZM262 225V226H263ZM36 226V225H35ZM46 226V225H45ZM52 226H54V227H52ZM62 226H63V229H62ZM4 227L2 226V229H3ZM18 228V229H17ZM41 228V227H40ZM43 228V227H42ZM46 228V227H45ZM53 228V231L51 230ZM76 228H78L77 226L76 227H74L73 229H76ZM134 228V227H133ZM1 229V230H2ZM107 229V228H106ZM246 229V228H245ZM258 229V228H257ZM256 229V230H257ZM34 230V231H33ZM40 230V229H39ZM46 230V229H45ZM44 229L43 230H40L41 231V233H43L44 231H45ZM82 230V229H81ZM249 230V229H248ZM255 230V231H256ZM3 231L5 232V230L3 229ZM37 231V230H36ZM35 231V232H36ZM39 231V232H40ZM43 231V232H42ZM70 231V230H69ZM76 230H74V232H75ZM259 231V230H258ZM20 232H21V234L22 235H19L20 234ZM33 232V233H32ZM46 232V231H45ZM73 232V233H74ZM237 232V231H236ZM264 232V231H263ZM19 233V234H18ZM38 234V233H37ZM44 234V233H43ZM43 234H41V236L43 235ZM47 234V233H46ZM256 234V235H255ZM255 240L251 243V245H250V250H249V253L251 252V255H252V257H254V255L253 254H255V253H253L252 252V250L253 249H256V252H257V250L258 249H260V248H262V246H261V242H260V240H257L256 241V238H258L260 235L259 234H261V231H259L258 233H257V231L255 232ZM76 235H77V233H76ZM200 235V234H199ZM252 235V234H251ZM259 235V236H258ZM37 236V235H36ZM46 236V237H47ZM72 236H73V234L71 235V239H73L72 238ZM87 236V235H86ZM150 236H151V234H150ZM195 236V235H194ZM258 236V237H257ZM49 237L47 238V240L49 239ZM169 237V236H168ZM252 237H253V235H252ZM64 238V237H63ZM78 238V237H77ZM17 239H19L20 240V242H16V240ZM46 239V238H45ZM65 239V238H64ZM75 239V238H74ZM84 239V238H83ZM258 239H260V237L258 238ZM47 240H45L46 242H47ZM146 240H147V237H146ZM248 240H250V239H248ZM262 240V239H261ZM79 241V240H78ZM150 241V244H151V241H152V238L149 240ZM148 241V242H149ZM232 241V240H231ZM25 242L26 243H32V246H33V251H31V253H29V252H27L26 250H27V247H23L24 245H25ZM46 242H45V244H46ZM49 242H50V239H49ZM51 242H50V244H51ZM148 242H147V244H148ZM200 242V241H199ZM3 243H5V242H3ZM88 243H89V241H88ZM248 243V242H247ZM6 244V243H5ZM4 244V245H5ZM44 244V245H45ZM69 244V243H68ZM250 244V243H249ZM31 245V244H30ZM57 245V244H56ZM76 243L74 244V253H75V248H76ZM198 245V244H197ZM206 245V244H205ZM234 245V244H233ZM46 246H47V244H46ZM4 247H6V246H4ZM8 247V246H7ZM36 247H38V248H36ZM53 247V246H52ZM105 245H104V247L102 246V253L105 251V250H107V249H105ZM132 247V246H131ZM42 248H43V246H42ZM46 248H48V247H46ZM50 248V247H49ZM54 248V247H53ZM187 248V247H186ZM246 248V247H245ZM4 249H6V248H4ZM109 249V248H108ZM247 249V248H246ZM45 250V249H44ZM48 250V249H47ZM110 250H111V248H110ZM109 250V251H110ZM262 250V249H261ZM260 250V251H261ZM56 251V250H55ZM254 251V250H253ZM259 251V250H258ZM112 253H113V255H115V254H117V253H115L113 250L111 251ZM130 252V251H129ZM222 252V251H221ZM56 254H57V252H55ZM71 253V252H70ZM106 253V252H105ZM200 253V252H199ZM69 254V253H68ZM101 254V253H100ZM131 254L133 255V256H135V250H134V248L132 247V249H131ZM263 254V253H262ZM67 255V254H66ZM65 255V256H66ZM71 255V254H70ZM99 255V254H98ZM130 255V254H129ZM233 255V254H232ZM260 255V254H259ZM264 255V254H263ZM56 256V257H57ZM64 256V257H65ZM224 256V255H223ZM249 256H250V254H249ZM35 257H36V255H35ZM70 256L68 255V258H69ZM138 257V256H137ZM202 258H204V256L202 255L201 256ZM206 257V256H205ZM251 257V256H250ZM249 257V258H250ZM262 257V256H261ZM2 258V257H1ZM37 258H39V257H37ZM67 258V259H68ZM71 258V257H70ZM98 258V256H95V257H93V259L91 258V261H92V264H94L95 263V261H96V259ZM7 259V258H6ZM13 257L12 256H9L8 257V259L6 260V261H0V264H10V262L11 261H13ZM53 259V258H52ZM55 259V258H54ZM54 259H53V261H54ZM59 258H57V260H58ZM66 259V258H65ZM197 260H199V258H196ZM70 260V259H69ZM73 260V259H72ZM206 260V259H205ZM260 260V259H259ZM262 260V259H261ZM58 261H60V259L58 260ZM58 261H56L55 260V263L56 262H58ZM61 261H62V259H61ZM68 262V260H65L64 262ZM204 261V260H203ZM226 261V260H225ZM37 262V261H36ZM33 259L32 260H29L28 261V263L29 264H37ZM251 262H253V261H251ZM54 263V264H55ZM60 263V262H59ZM62 263V262H61ZM197 263V262H196ZM205 263V262H204ZM259 263V262H258ZM50 264V263H49ZM74 264H75V262H74ZM76 264H78V263H76ZM257 264V263H256Z\"/></svg>",
    "mask_w": 264,
    "mask_h": 264
}]
</instances>
